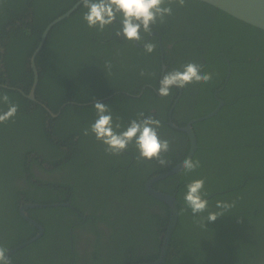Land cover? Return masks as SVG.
I'll return each instance as SVG.
<instances>
[{"label": "trees", "instance_id": "16d2710c", "mask_svg": "<svg viewBox=\"0 0 264 264\" xmlns=\"http://www.w3.org/2000/svg\"><path fill=\"white\" fill-rule=\"evenodd\" d=\"M77 1L0 0V9L4 8L1 12L3 19L11 27L6 32L3 28L0 34V37L6 36L5 42L1 43L5 47L3 59L7 74H1L0 77L8 80V86L18 87L24 93H29L33 84V74L29 72V58L39 43L43 29ZM171 7L172 15L165 16L163 23L158 21L152 26V30L157 31L161 37L164 50L161 59L156 35L150 36L147 41L156 46L152 53H146L143 48L134 45V41L116 39L114 35L110 38L120 27V23L114 21L113 25L107 26L103 31L89 28L82 19L87 9L81 3L68 17L55 24L44 39L35 58L38 69L35 93L43 92L44 97L36 94L35 97L45 102L48 107V95H57V98H63V102L74 101L77 104L109 95L111 97L108 99L123 98L134 101L152 98L150 101L156 104V101L166 98L171 100L172 91L178 92L177 87H171L168 96L159 98V82L166 72L182 70L181 66L189 62L200 64L202 72L212 73V79L207 83H192L181 88L182 94L178 103L187 99L191 106L189 110L197 112L205 98L210 97V102L216 104L213 92L220 88L217 96L225 104L216 116L192 124L197 140V149L192 159L199 160L200 166L187 173L182 168L153 184L154 188L174 195L180 202L164 264H264V31L203 2L186 0L183 6L172 4ZM28 17L31 18L30 23H27ZM141 36L146 41L148 33L141 32ZM169 43L173 44L171 49L167 47ZM133 51L136 53L135 61H131ZM219 53L221 55L218 57ZM162 65H165L164 70ZM228 66L230 71L226 81ZM142 70L144 75L140 74ZM47 80L52 85L49 93L45 89ZM121 86V92H117ZM0 93L6 94L10 102L16 105L21 100L30 105V101L15 90L0 88ZM37 108L42 110V106L38 105ZM3 109V103L0 102V112ZM42 111L41 117L36 112L32 115L30 111L25 118H19L18 109L14 117L0 123V168L5 170L4 175L0 176V246L7 251L31 240L38 232L36 226L20 216L19 199L28 186L31 188L34 185L31 181L34 178L31 170L37 160L35 156L32 157V153H38L33 149L43 152V161H47L46 156L51 146L50 127L44 119L45 111ZM201 113L202 111L193 114L189 119L206 114ZM171 118L173 120V115ZM66 121L60 116L50 124L58 136L52 140L53 145L58 146L67 137L64 134L69 131ZM186 121L174 123L183 127ZM162 126L171 134H158L170 142V147L174 136H185L159 120L158 131ZM115 130L118 131L119 128ZM185 138V146L180 152L174 153L169 147V151L163 154L172 163L163 168L160 164L147 168L143 183L153 176L163 174L183 160L189 150L188 138ZM138 157L136 155L135 160ZM24 177L26 184L14 182L15 178ZM200 178L205 180L208 207L205 212L194 215L186 205L184 196L186 185ZM133 182L135 184L136 176ZM142 190L145 199L155 201L145 192L143 185ZM217 201L234 206L224 210V215L217 217L214 222H209L206 217L209 212L218 209ZM52 202L27 199V203L34 204ZM155 203L164 208L165 215L151 213L149 218L144 217L142 220L159 221L160 229L155 234L156 249L159 250L162 243L158 235L161 231H166L170 213L166 204L158 200ZM72 206L74 209L67 207L66 211L77 217L79 207ZM93 206L94 203H91L86 210V220L82 221L78 216V220L70 222L66 218L65 226L66 229L68 224L73 225L76 221L79 225L86 224L87 233L95 232V237L88 239L93 245L92 252L98 243H114V237H110L111 231L103 227L99 232L96 230L95 226L99 222ZM38 210L52 211L61 208H32L26 212L31 217V213ZM138 214L143 217L146 210L141 208ZM202 217L205 218L204 223L201 222ZM89 223L92 224L91 228ZM149 224H142V229L147 232L146 225ZM42 226L45 230L42 236L10 254V261L14 264L51 263L53 256L50 244L47 243L49 233L45 224ZM19 229H23L25 234L20 235ZM126 235L129 237L122 241L124 246L119 244L115 251L128 250L127 244L132 242L133 237L134 248L136 233L133 231ZM67 237L66 232L65 240ZM31 252L35 256L30 262L24 261V254ZM130 253L131 251L126 258H136ZM113 257L121 258V255L118 252ZM157 257L136 258L130 262H151ZM97 258L99 256L95 250L91 257H83L84 264ZM72 260L74 258L71 254L69 262Z\"/></svg>", "mask_w": 264, "mask_h": 264}, {"label": "flooded vegetation", "instance_id": "af4514ba", "mask_svg": "<svg viewBox=\"0 0 264 264\" xmlns=\"http://www.w3.org/2000/svg\"><path fill=\"white\" fill-rule=\"evenodd\" d=\"M3 9H0V34L3 28L5 32L6 30L8 31L11 28L7 26V21L3 19V16L1 14ZM30 22L31 18L28 17L27 23ZM115 22L120 23L118 19ZM17 24L20 23L17 22ZM46 27L47 26H45V28ZM45 28L43 29L42 34ZM112 35L113 33L109 37L112 38ZM152 35H149L148 33V37L144 42L147 43V41L150 39V36ZM5 37L6 36L4 35L0 37V75H7L4 68L5 61L3 59L5 47L1 43L2 41L5 42ZM122 38V36L116 37V39ZM157 39L160 52L162 47V54L160 53V58L162 59L164 50L161 43V37L159 38L157 36ZM134 45L139 48H143V46H141L142 44H138L135 41ZM172 45V43H169L167 45L168 49H171ZM134 54L136 53H134L133 51L131 53V61L136 60L134 59ZM220 55L221 53L218 54V57ZM30 59L31 57L29 58V72L31 71L33 74ZM35 67L37 69V66ZM228 77L229 74L227 73L226 81ZM32 86L29 93L26 94L18 87L15 88L8 86V80L4 77H0V88L15 90L30 101V105H28L26 101H18L19 118H25V116L30 111L32 115H34L36 112L38 117H41L43 115L42 110H44V119L46 120L47 125L50 127L51 146L49 147L48 154L46 156L47 161H43V152H39L35 148L33 149V151L38 153H32V157L35 156L37 160L36 163H33L31 170L34 175V178L31 179V181L35 186L33 185L31 188H29L28 186L27 191L21 194L19 199V212L20 207L26 205L28 198H34L42 201H53L52 203L47 204L50 205L48 207L61 208V210H38L31 213V217L39 220V223L41 225L45 224V226L47 227L49 233L47 235V243L50 244L49 247L53 256V260L50 264H84L85 261L83 260V257L86 255L88 257H91L92 253L95 250L97 251L99 258L92 260L87 264H141V261L130 262V260L133 261L136 258L143 257H159L164 243L165 231H161L158 235V239L162 244L160 249L157 250L155 244V234L160 229L158 224L159 221L142 220V218L144 217L149 218V215L151 213L158 216L165 215L164 208L160 204L155 203V201L157 202V200H161L153 197L146 191L145 185L147 180L144 183L142 182L145 170L150 167L159 166V163L155 159L147 160L138 158V160H135V156H139V154L134 142L132 144H129L127 149L119 155H112L105 151L106 146L98 141L90 131L88 135H84V129H89L90 125L94 123L95 119L97 118L93 104L95 102H105V104L108 105L113 117V126H115L117 123L120 124V128L117 132L125 130L131 120L141 119V117L138 116L139 113H144V117H156L164 125L167 124L173 130H177L172 125L176 126V122L183 123L185 120H187V125V123H189V121L194 118L193 117L189 119V117L193 114H199L201 111L202 113H206L202 115L205 116L217 109L216 114L205 119L216 116L218 111L225 104L224 100L217 96V92L220 90V88L213 92V96L216 100L215 105L210 102V97L205 98L204 101L201 102L199 109H197V112H195L189 110L191 106L187 103V99H182V101L180 100L178 103V100L181 98L182 94V89L178 86V92H171V100L166 98L164 100L156 101V104L153 101H150L152 100V98L141 101H134L131 99L123 98L108 99L109 97H111V95L105 96L103 98H97L95 101L77 104L74 101L63 102V98L59 99L56 97L57 95H48L46 99L48 100L50 108L46 105L45 102L43 103L42 101L36 99L35 94L44 97L42 94L43 92H40L38 94L35 93L36 87L34 89V99L29 98ZM122 88V86L119 87L118 89L120 91L117 92H121ZM45 89L48 91V93L51 91L52 85L50 80L46 81ZM41 91L43 90L41 89ZM0 96H2L1 93ZM158 96L159 98H164V96H161L160 94H158ZM38 105L42 106V110L37 108ZM72 106H79L80 108L76 109ZM3 107L4 109L2 110V112L7 110L8 105L3 103ZM87 107L89 108L87 109ZM62 112L64 114H62ZM47 114L49 117L47 116ZM171 115H173V120L171 118ZM60 116L65 121L67 120L66 124L69 126V131L64 133L67 135V137L57 146L52 144V140H55L58 136L54 131V127L50 124L55 122L56 118ZM177 131L184 133L188 138L186 132H183L181 130ZM158 132L160 135L171 134L169 130L165 131V128H163V126ZM185 136L181 134L174 136L173 143H171L170 147V149H172V152H180L183 149L186 142ZM20 149L21 148H19L18 151H20ZM170 163H172V161L168 160V163L161 167H166ZM4 173L5 170H2L0 168V176H3ZM135 176L136 182L134 184L133 180ZM14 182L21 185L26 184L25 177L23 179L15 178ZM142 185L145 192L155 201L147 198L145 199V197L142 196ZM157 189L159 190H156L155 188L156 191H161L160 188ZM177 201L179 202V200ZM91 203H94L93 212L96 214V218L99 222L97 227L95 226L96 230L99 232L101 231L102 227L106 228L112 232V235L110 237H114L113 244L98 243L95 245V249L93 250V252V245L88 242V239H92V236L95 237L93 235V233L95 232L91 231V233H87L88 231L86 230V224L79 225L75 221V224L72 225L70 223V225L68 224L67 228L65 229L66 218H68L70 222L71 220L78 219H82V221L86 220V210L89 208ZM72 205H74L75 207H79L77 211L79 216L78 219V216L76 217L74 214L66 211L67 207L74 209ZM141 208H144L146 210V214H143V217L138 214ZM28 209L32 208H27V210ZM217 211L218 209L213 210L212 212ZM146 223H150L149 225H146L148 228L147 232L146 229H142L141 227L142 224ZM91 225L92 224H90V228ZM133 231L137 235L136 245L134 246V248L133 243L135 237H133V243L130 242L127 244L126 248H128V250L115 251L116 247L119 246V244L124 246V244H122V241L126 237H129L126 234L133 233ZM18 232L20 233V235L25 234V231L23 229H19ZM66 232L68 237L65 240ZM130 251L131 256L136 258H126V255L128 257V252ZM118 252L120 253L121 258H114V254ZM71 254L74 260L69 262V257ZM34 256L35 253L31 252L24 254L23 258L24 261L30 262Z\"/></svg>", "mask_w": 264, "mask_h": 264}, {"label": "clouds", "instance_id": "9594fccd", "mask_svg": "<svg viewBox=\"0 0 264 264\" xmlns=\"http://www.w3.org/2000/svg\"><path fill=\"white\" fill-rule=\"evenodd\" d=\"M185 2L186 0H81L83 6L87 9L82 19L89 28H97L98 31H103L107 26L113 25V22L119 17L120 27L113 32V35L116 37L123 36L127 41H135L138 44H142L143 50L146 53H152L156 47L155 44L152 42L145 43L141 32L151 33L152 26L156 25L158 21L163 23L165 16L172 15V4L183 6ZM181 67L182 70L174 69L163 75L159 82L158 94L168 96L170 94V87L178 86L183 88L188 84L207 83L212 79V73L202 72V66L198 63L189 62ZM140 74L144 75L143 70ZM0 102L8 105L6 111L0 112V123H4L16 115L18 105L11 103L6 94L0 96ZM93 107L97 118L90 125L89 129H84L83 134L88 135L90 131L98 141L106 146L105 151L107 153L119 155L127 149L129 144L134 142L139 154L138 158L155 159L162 166L168 163L163 154L169 151L170 142L159 136L158 120L151 116L144 117V113H139L138 116L141 119L131 120L125 130L117 132L115 129L120 128V124L117 123L115 127L113 126V117L108 105L95 102ZM188 143L190 150L189 140ZM199 166V160H193L192 155L191 158L185 159L182 163L185 173L192 172ZM204 184L205 180L200 178L186 185L187 190L184 200L194 215L205 212L208 207V200L205 199L208 193L204 190ZM42 205H45L43 207L50 206H46L47 204ZM233 206V204L217 201L216 207L221 209V211L209 212L206 220L214 222L217 217L224 215V210ZM204 221L205 218L202 217L201 222L204 223ZM29 241H27V244L30 243ZM6 252L7 249L0 246V264H9Z\"/></svg>", "mask_w": 264, "mask_h": 264}, {"label": "water", "instance_id": "95a60500", "mask_svg": "<svg viewBox=\"0 0 264 264\" xmlns=\"http://www.w3.org/2000/svg\"><path fill=\"white\" fill-rule=\"evenodd\" d=\"M195 1H199V2H203L205 4H208V5L216 8V9L228 14L229 16H231L237 20H240L246 24L251 25L252 27H255L259 30L264 31V0H195ZM80 4H81V0H78L71 8H69L65 13H63L59 17L52 20L47 25V27L45 28V30H44L41 38H40V42H39L37 48L34 50L32 56H31V59H30L31 68L33 70V75H34V83H33L31 92L29 94V98L34 99V89H35L36 84H37V69L35 67L36 65H35L34 59H35L37 53L39 52V50L41 49V47L43 45L44 38L46 37L49 30L55 24H57L59 21L68 17ZM152 34L157 35L160 38V35L156 31H152L151 33H149V35H152ZM141 46H143V45H141ZM160 47H161V45H160ZM160 53L162 54V47H161ZM164 69H165V65H162V70H164ZM228 71H230L229 66H228ZM228 74H229V72H228ZM216 110H214L213 112H211L205 116L191 119L189 121V123H187V125H185L183 127H179L177 125L176 126L172 125L177 130H181V131L187 133L189 141H190V150H189L188 154L185 155L184 159L181 162H179L178 164H176L174 167H172L168 171L164 172L163 174L154 176L146 182V185H145L146 191L150 195H152L153 197L163 201V203H165L168 206L170 217H169V222H168V225H167V228L165 231V235H164L163 247H162V250L160 252L159 257L155 261L141 263V264H164L165 263L171 233L175 228L177 218H178L179 202L177 201L176 197L174 195H170L167 193L156 191L155 189H153V183L156 182L157 180H160V179L165 178L167 176H170L174 173H177L182 169L183 161L187 158H191V155L194 153L195 149L197 148V140H196L195 133L192 130V124L196 121L208 118V117L216 114ZM43 206H45V205L26 203V205L20 207V216L23 219H25L26 221H28L30 224H33L34 226L39 228L38 233L35 236H33L29 242L34 241L35 239L40 237L44 232V228L40 224H38L36 221H34L32 218H30L29 216L26 215L27 208L43 207ZM46 206H48V205H46ZM26 244H27V242L19 244L15 248L10 249L9 251L6 252V257L9 258L10 254H12L14 251L20 249L21 247L25 246ZM9 264H14V263L12 261H10V259H9Z\"/></svg>", "mask_w": 264, "mask_h": 264}]
</instances>
